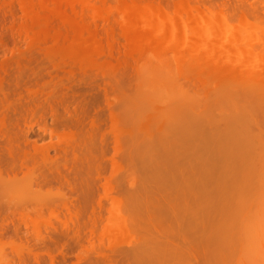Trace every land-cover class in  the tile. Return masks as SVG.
Wrapping results in <instances>:
<instances>
[{
  "label": "rangeland",
  "instance_id": "rangeland-1",
  "mask_svg": "<svg viewBox=\"0 0 264 264\" xmlns=\"http://www.w3.org/2000/svg\"><path fill=\"white\" fill-rule=\"evenodd\" d=\"M0 233V264H264V0H0Z\"/></svg>",
  "mask_w": 264,
  "mask_h": 264
},
{
  "label": "bare ground",
  "instance_id": "bare-ground-1",
  "mask_svg": "<svg viewBox=\"0 0 264 264\" xmlns=\"http://www.w3.org/2000/svg\"><path fill=\"white\" fill-rule=\"evenodd\" d=\"M155 11V7L153 6V5H149V7H148V12L150 13V12H154ZM209 28L211 27V24H210V22H209ZM32 180V179H31ZM39 182V181H38ZM32 184H34V182L32 181L31 182V187L33 186ZM30 184H28V186H29ZM27 187V186H26ZM39 187V186H38ZM29 189H31V188H29ZM34 188H32L31 190H33ZM39 189V188H38ZM37 189V190H38ZM37 192V191H36ZM39 192V193H38ZM37 192V195H41L40 194V191H38ZM42 192V191H41ZM3 231H4V229H2ZM2 232V231H1ZM5 233V232H4ZM1 234V233H0ZM2 236L4 235V234H1ZM1 237V236H0Z\"/></svg>",
  "mask_w": 264,
  "mask_h": 264
}]
</instances>
